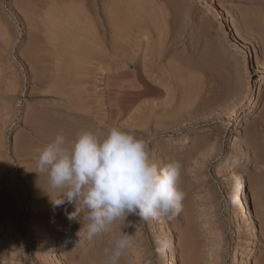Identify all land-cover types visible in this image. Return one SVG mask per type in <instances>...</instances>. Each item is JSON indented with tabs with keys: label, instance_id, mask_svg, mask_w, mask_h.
I'll list each match as a JSON object with an SVG mask.
<instances>
[{
	"label": "rangeland",
	"instance_id": "obj_1",
	"mask_svg": "<svg viewBox=\"0 0 264 264\" xmlns=\"http://www.w3.org/2000/svg\"><path fill=\"white\" fill-rule=\"evenodd\" d=\"M111 126L181 161L186 196L174 219L129 216L89 241L32 170L58 132ZM236 176L252 222L235 219ZM121 232L120 264H164L163 236L177 264H264V0H0V264H104Z\"/></svg>",
	"mask_w": 264,
	"mask_h": 264
},
{
	"label": "clouds",
	"instance_id": "obj_2",
	"mask_svg": "<svg viewBox=\"0 0 264 264\" xmlns=\"http://www.w3.org/2000/svg\"><path fill=\"white\" fill-rule=\"evenodd\" d=\"M149 143L121 126L83 131L71 142L61 131L39 152L32 171L47 176L45 191L54 210L67 203L73 205L65 212L69 221L80 222L78 217L83 216L87 223L82 228L91 241L129 216L171 220L182 210L186 196L180 186L182 162L173 159L158 165L150 156ZM52 192L58 198H52ZM132 243V235L121 232L104 264H120ZM156 244L163 253L171 241L163 236Z\"/></svg>",
	"mask_w": 264,
	"mask_h": 264
},
{
	"label": "bare ground",
	"instance_id": "obj_3",
	"mask_svg": "<svg viewBox=\"0 0 264 264\" xmlns=\"http://www.w3.org/2000/svg\"><path fill=\"white\" fill-rule=\"evenodd\" d=\"M127 6L128 7H124L123 9L116 10L113 17H112V20H111V24L114 28V31L116 32V36H117L116 43L117 44L120 42V40L122 38L121 32L125 31L127 29L132 18H134V17H132L133 14H131V10H130L131 6H130V8H129V5H127ZM238 34H240V33H238ZM253 52H255V49L251 48L250 54H252ZM210 97L211 96H209L208 98H210ZM71 125H73V124H71ZM85 131H87V130H85ZM70 133L71 134H69V139H70L69 141L71 142V141H74L78 135H77V132L74 133V132H71V130H70ZM228 174H230V172ZM235 179H236L235 180L236 182H234V186L232 185L233 187L230 191L232 203H233L234 208H235V212H234L235 219H236V217L237 218L240 217L241 219H244V220H251L250 207H249L250 205H249V202L245 196V189H246L245 184H244L243 180L240 178V176H236ZM250 222H252V220ZM254 237H255V235H254ZM50 248H54L52 245V242H50ZM161 254L163 255V257H165V263L164 264H177V257L175 255V252L174 251L170 252V248ZM241 255H242L241 253H239V254L234 253V255H233L234 260L235 261L237 260V262L239 260L244 261ZM92 262H94V260L92 258H86V259L82 260L79 264H94ZM241 264H251V261L247 258L245 260V262L241 263Z\"/></svg>",
	"mask_w": 264,
	"mask_h": 264
}]
</instances>
